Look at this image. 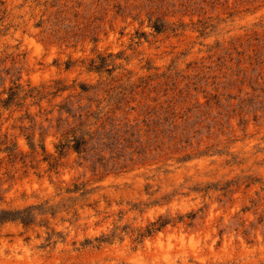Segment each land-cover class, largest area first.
Returning <instances> with one entry per match:
<instances>
[{
  "label": "rangeland",
  "instance_id": "rangeland-1",
  "mask_svg": "<svg viewBox=\"0 0 264 264\" xmlns=\"http://www.w3.org/2000/svg\"><path fill=\"white\" fill-rule=\"evenodd\" d=\"M0 264H264V0H0Z\"/></svg>",
  "mask_w": 264,
  "mask_h": 264
}]
</instances>
